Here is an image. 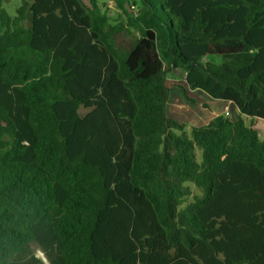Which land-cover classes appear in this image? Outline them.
Listing matches in <instances>:
<instances>
[{
    "label": "trees",
    "instance_id": "16d2710c",
    "mask_svg": "<svg viewBox=\"0 0 264 264\" xmlns=\"http://www.w3.org/2000/svg\"><path fill=\"white\" fill-rule=\"evenodd\" d=\"M4 1L0 264H264V0Z\"/></svg>",
    "mask_w": 264,
    "mask_h": 264
},
{
    "label": "rangeland",
    "instance_id": "374dc122",
    "mask_svg": "<svg viewBox=\"0 0 264 264\" xmlns=\"http://www.w3.org/2000/svg\"><path fill=\"white\" fill-rule=\"evenodd\" d=\"M88 4V0H83ZM99 0V5L103 11L111 18L115 20L118 17L119 10L115 7V4L111 0ZM21 0H5L3 7L7 10L8 13L14 14L15 8L20 4ZM185 72L179 68H173L167 72V81L168 86L170 87V98L167 105V113L169 117L179 121L184 122L186 129L189 130L192 126H198L205 124L212 116V111L217 107L215 101L210 100V98L204 93L198 92L196 90H188V95L193 98V101L187 100L181 90L179 85H185L184 80ZM212 101V102H211ZM229 109V115L233 114L231 107L226 105ZM214 109H213V108ZM216 107V108H215ZM225 106L220 107L221 112ZM80 113L83 114L87 109L80 108ZM206 114L208 116H206ZM247 124H252V127L255 128L258 132V135L261 138H264V120L260 118H251L248 116H243ZM38 256H42V253L39 251L36 252Z\"/></svg>",
    "mask_w": 264,
    "mask_h": 264
},
{
    "label": "crops",
    "instance_id": "0c3cea01",
    "mask_svg": "<svg viewBox=\"0 0 264 264\" xmlns=\"http://www.w3.org/2000/svg\"><path fill=\"white\" fill-rule=\"evenodd\" d=\"M210 100L215 101V104H213V106L215 105V106L217 107V108L215 107L216 109H214V108L212 107L214 110L211 112V113H212L211 118H212L213 116H215V115L221 113V110L219 109L220 107L223 108V106H226V105H228V104H229V106L231 107V109H232L233 111H235L233 105H232L231 103H229V102H226V101H223V100H218V99H212V98H210ZM168 101H169V100H168ZM212 101H211V102H212ZM167 105H168V103H167ZM206 116H208V115L206 114ZM243 116H244V115H243ZM211 118H210V119H211ZM243 118H244V117H243ZM210 119H209V120H210ZM209 120H208V121H209ZM208 121H207V122H208ZM207 122H206V123H207ZM206 123H205V124H206ZM201 125H203V124H201ZM198 126H199V125H198Z\"/></svg>",
    "mask_w": 264,
    "mask_h": 264
},
{
    "label": "built area",
    "instance_id": "2783aa9c",
    "mask_svg": "<svg viewBox=\"0 0 264 264\" xmlns=\"http://www.w3.org/2000/svg\"><path fill=\"white\" fill-rule=\"evenodd\" d=\"M222 112H223L225 115H229V109H228V107L225 106Z\"/></svg>",
    "mask_w": 264,
    "mask_h": 264
},
{
    "label": "water",
    "instance_id": "95a60500",
    "mask_svg": "<svg viewBox=\"0 0 264 264\" xmlns=\"http://www.w3.org/2000/svg\"><path fill=\"white\" fill-rule=\"evenodd\" d=\"M42 258V260L47 264V262H46V260H45V258L44 257H41Z\"/></svg>",
    "mask_w": 264,
    "mask_h": 264
},
{
    "label": "bare ground",
    "instance_id": "6f19581e",
    "mask_svg": "<svg viewBox=\"0 0 264 264\" xmlns=\"http://www.w3.org/2000/svg\"><path fill=\"white\" fill-rule=\"evenodd\" d=\"M41 257H43V255Z\"/></svg>",
    "mask_w": 264,
    "mask_h": 264
}]
</instances>
